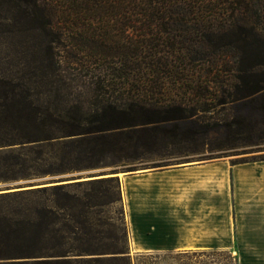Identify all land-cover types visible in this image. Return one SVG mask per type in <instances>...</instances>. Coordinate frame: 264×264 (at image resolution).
<instances>
[{"label": "trees", "instance_id": "obj_1", "mask_svg": "<svg viewBox=\"0 0 264 264\" xmlns=\"http://www.w3.org/2000/svg\"><path fill=\"white\" fill-rule=\"evenodd\" d=\"M5 1L8 11L17 9V31L32 33L34 42L32 53L0 72V130L15 132L18 143L39 154L56 148L74 163L62 171L177 149L211 123L197 107H226L264 92V0ZM198 70L227 71L231 79L211 85L195 76ZM202 90L209 94L204 100ZM7 133L0 146L14 144ZM115 180L121 196L118 176L93 182ZM1 226L9 229H0V259L73 252L65 234L50 245L40 222L17 221L14 229L5 220ZM84 236L74 237L83 242L74 248L78 254L94 251ZM112 253V264H130L127 248ZM62 260L57 263L77 262Z\"/></svg>", "mask_w": 264, "mask_h": 264}, {"label": "rangeland", "instance_id": "obj_2", "mask_svg": "<svg viewBox=\"0 0 264 264\" xmlns=\"http://www.w3.org/2000/svg\"><path fill=\"white\" fill-rule=\"evenodd\" d=\"M5 3V0H0V72L8 67L10 60L32 53L34 42L32 33L17 31V9L12 5L8 11L9 4ZM199 66L203 64L198 63ZM199 70L195 76L212 80L211 85L216 86L219 80L231 79L227 71L200 75ZM202 91L205 92L204 100L209 94L208 90ZM211 103L213 107L207 111L197 107L196 112L203 121L211 123L201 129L192 141L180 143L177 149H162L158 154L145 151L142 159L102 167L62 171L74 163H69L70 159L62 160V152L56 155V148L39 154L36 149L18 143L19 137L15 132L0 130V140L7 133L14 143L0 146V221L13 223L14 229L17 221L40 222L50 245L65 234L69 242L66 249L73 246V252L67 255L13 257L0 261L43 258L54 262L51 264H63L57 261L70 258L77 261L74 264H112L108 261L114 255L112 252L127 248L130 264H239L237 253L229 249L154 253L132 250L124 201L121 199L123 193L121 191L120 196L118 181L93 182L97 178L115 176L112 172H121L123 177L148 165L169 166L183 161L222 157L234 162L264 161V92L259 97L229 103L226 107L217 102ZM225 120L235 122L228 128L214 124ZM113 159L112 155L105 157L109 162ZM3 228L8 227H0ZM76 235H85L86 245L94 251L78 254V249L74 248L83 242L74 238ZM96 258L103 260L95 261ZM88 259L93 261H81Z\"/></svg>", "mask_w": 264, "mask_h": 264}, {"label": "crops", "instance_id": "obj_3", "mask_svg": "<svg viewBox=\"0 0 264 264\" xmlns=\"http://www.w3.org/2000/svg\"><path fill=\"white\" fill-rule=\"evenodd\" d=\"M120 174L132 250L229 249L239 264H264V161L222 157Z\"/></svg>", "mask_w": 264, "mask_h": 264}, {"label": "water", "instance_id": "obj_4", "mask_svg": "<svg viewBox=\"0 0 264 264\" xmlns=\"http://www.w3.org/2000/svg\"><path fill=\"white\" fill-rule=\"evenodd\" d=\"M116 173H119V172H114L113 174H116Z\"/></svg>", "mask_w": 264, "mask_h": 264}]
</instances>
